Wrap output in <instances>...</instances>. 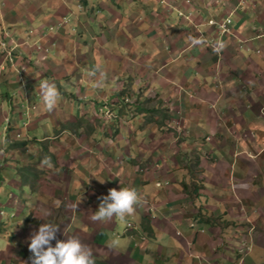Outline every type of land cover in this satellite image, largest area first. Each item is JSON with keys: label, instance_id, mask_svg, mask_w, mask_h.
Listing matches in <instances>:
<instances>
[{"label": "crops", "instance_id": "obj_1", "mask_svg": "<svg viewBox=\"0 0 264 264\" xmlns=\"http://www.w3.org/2000/svg\"><path fill=\"white\" fill-rule=\"evenodd\" d=\"M226 17L221 36L208 22ZM80 30L75 49L92 52L68 54ZM63 80L88 102L70 104ZM42 81L62 98L51 111ZM93 96L106 104L88 109ZM5 163L0 264L30 257L44 222L99 264H264V0H0ZM120 187L134 212L92 220Z\"/></svg>", "mask_w": 264, "mask_h": 264}, {"label": "clouds", "instance_id": "obj_2", "mask_svg": "<svg viewBox=\"0 0 264 264\" xmlns=\"http://www.w3.org/2000/svg\"><path fill=\"white\" fill-rule=\"evenodd\" d=\"M199 42V39L193 40V43ZM39 88L42 90L41 99L44 107L51 111L58 100L57 87L42 81L39 83ZM98 199L100 203L91 219L104 221L114 216L123 219L126 215L132 214L139 195L134 188L120 187L119 190L110 188L107 195ZM132 227V223H128V228ZM58 229L57 224L44 222L39 225L38 230L32 231L28 237L31 264H99L95 261L92 250L79 238L66 235V239H58ZM53 241H55L54 244ZM118 243V239H112L110 246H116Z\"/></svg>", "mask_w": 264, "mask_h": 264}, {"label": "rangeland", "instance_id": "obj_3", "mask_svg": "<svg viewBox=\"0 0 264 264\" xmlns=\"http://www.w3.org/2000/svg\"><path fill=\"white\" fill-rule=\"evenodd\" d=\"M80 20L81 21H83L84 20V18H80ZM64 22V21H63ZM84 24H86V23H84ZM50 30L51 31H53V28L52 27H50ZM106 30H102V32H105ZM59 32V31H58ZM80 32L81 33H78L77 34V32L75 33V37L77 36V39L75 40L74 39V41H73V38H69L68 40V46H70V45H72V46H70V47H67L68 48V50H67V53L69 54H71L72 52H75V53H86V51H88V53L89 54H91V52L92 51H90L91 49L90 48H82V50L80 49V51L79 50H76L75 49V43L78 41H82V40H84V39H87V38H89V36H90V34H91V32H89V31H87V32H84V31H81L80 30ZM71 35H73L72 33H71ZM114 36H116L117 37V35L114 33ZM90 39V38H89ZM111 41V40H110ZM109 41V43H111ZM85 42V41H84ZM87 45V44H86ZM81 46H83V42H82V44H81ZM100 47H102L101 45H99ZM32 47H36L39 51H43L44 53H51L52 52V50H48V49H46V48H44V47H42L40 44H37V43H34V45H32ZM73 47V48H72ZM84 47V46H83ZM88 47V46H87ZM66 48V49H67ZM76 50V51H74V50ZM97 53L98 54H100L101 53V51H102V49H98L97 48ZM88 53H86V54H88ZM53 54H55V50H53ZM56 55V54H55ZM54 55V56H55ZM63 58H65V57H63ZM68 59V58H67ZM16 65V68L18 69V73H21V75H24L25 74V68L23 67V66H18L17 64H15ZM99 69L98 70H96V72L97 73H99V72H105V68H103V70L101 69V67H98ZM20 75V74H19ZM85 78H86V80H84V81H82L83 83L82 84H84L85 86H88V88L87 89H89V88H91V87H89L90 85L89 84H91L92 82H95V79H93L92 81H91V78H89V76L88 75H86L85 74ZM95 78V77H94ZM83 79V78H82ZM19 81H20V83L23 85V87L24 86H26V83H24V78H20L19 79ZM72 84H74L73 83V80L72 81H70V82H68L67 80H63V82L61 83V85H62V89L64 90V92L65 91H67L68 93H69V95L67 96V98H68V101H69V103L70 104H74L75 103V105H79V106H81L82 105V101L83 102H88V98L86 97V91L85 90H83L82 91V95L81 94H79L77 97H76V95H75V92H78V91H74V94H73V96L72 95H70V93H73V88H74V86L72 85ZM92 85H94V83L92 84ZM82 85H80V87H81ZM94 88H96L95 87V85H94ZM67 94V93H66ZM130 97V99H132V97L131 96H129ZM92 99H91V101H90V103L89 104H87V106H89L88 107V109L90 108V106H92V105H95V103H97V102H95V99H97V100H99V101H101V105H103V104H106L105 102V98H96V97H91ZM18 99V98H17ZM19 100V99H18ZM62 100V98L61 97H59L58 98V101H61ZM90 100V99H89ZM20 101V100H19ZM64 101V100H63ZM85 102V103H86ZM109 102V101H108ZM81 103V104H80ZM65 104H67L66 102H65ZM103 111V108H99L98 109V112L99 113H101ZM93 114V113H92ZM86 116H90V114L89 113H86L85 114ZM85 115H83V117L85 116ZM110 115H111V113H110ZM6 136V135H5ZM31 150V148L29 147V151ZM31 154H32V152H31ZM9 163H11V162H9ZM9 167V168H8ZM23 168V170L26 168V167H22ZM28 169H29V167H27L26 169H25V174H26V172H28ZM10 172V171H12V169H11V167L8 165V163L6 164H4L1 168H0V177L2 178L0 181L3 183V180L5 179V178H7V176H6V174L4 175V173H6V172ZM28 175V174H27ZM21 250V249H20ZM18 253L16 254L17 256L15 257V259H13V262H12V264H31V262L29 261V257H27V256H23V255H20V252L21 251H17Z\"/></svg>", "mask_w": 264, "mask_h": 264}, {"label": "built area", "instance_id": "obj_4", "mask_svg": "<svg viewBox=\"0 0 264 264\" xmlns=\"http://www.w3.org/2000/svg\"><path fill=\"white\" fill-rule=\"evenodd\" d=\"M208 24L210 26L216 28L221 36L231 34L232 19L230 17H226V18L221 19V20L211 19V20H209ZM1 45L3 47H5L6 43H1ZM11 55H12V53L10 52V56Z\"/></svg>", "mask_w": 264, "mask_h": 264}]
</instances>
